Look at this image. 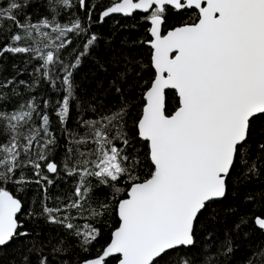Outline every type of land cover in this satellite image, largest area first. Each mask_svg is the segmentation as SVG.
Segmentation results:
<instances>
[{"label": "snow or ice", "instance_id": "6c2138e0", "mask_svg": "<svg viewBox=\"0 0 264 264\" xmlns=\"http://www.w3.org/2000/svg\"><path fill=\"white\" fill-rule=\"evenodd\" d=\"M113 14H138L150 56L97 60L110 77L106 98L82 96L75 72L102 44L93 26ZM5 54L35 61L31 83L0 80V253L15 242L9 264H55L47 245L68 250L67 238L33 235L22 217L64 229L88 253L79 264H222L241 233H264V192L243 197L258 212L223 205L264 175V0H0ZM65 177L75 186L53 197ZM33 186L40 195L30 201ZM221 212L238 216L222 239L206 227ZM109 218L115 226L97 247L94 222ZM246 264H264V245Z\"/></svg>", "mask_w": 264, "mask_h": 264}, {"label": "trees", "instance_id": "16d2710c", "mask_svg": "<svg viewBox=\"0 0 264 264\" xmlns=\"http://www.w3.org/2000/svg\"><path fill=\"white\" fill-rule=\"evenodd\" d=\"M95 2V0H93ZM107 3V0H104ZM36 11L42 12V9L38 5L35 6ZM28 11H33V8H29ZM75 11V9H73ZM82 14V13H81ZM179 18H170L169 23L175 24ZM67 21L65 16L64 22ZM147 25L143 21L139 20L138 14L133 17H124L122 15L113 14L109 18H106V22L103 24H96L93 26V30L98 32L102 38V44L97 49V52L93 56L85 58L82 65L75 72V79L79 84V93L82 96L92 97L96 96L98 99H105L104 90L108 87L109 74L101 71L97 65V60L100 62H106L107 59L112 57V52L120 53L123 52L125 55L131 54L139 57L143 61H147L150 56V48L141 41L150 39L149 34L146 31ZM111 46V50L110 47ZM28 56L26 54H19L13 56L12 54H5L3 58H0V80L4 78L16 77L17 80L23 79L31 83V73H33L32 63H26ZM20 70L18 72L17 70ZM111 71V70H110ZM47 89V85H42L41 88L37 89L36 93H29L24 86H18L17 90L21 92L24 96L30 94H40L42 91ZM139 97L140 93H136ZM112 102L115 103V97H112ZM142 101L136 99L133 104H141ZM172 107H175L176 98L175 94L171 93V98L169 101ZM139 111V109H137ZM75 116V113L73 114ZM135 117V112L133 113V118ZM55 123V118L53 117ZM74 126V125H73ZM57 158H60V154H57ZM75 186V183L69 180L67 177L63 179H57V186L50 190L53 197L59 195L63 197V194L71 192V189ZM237 194L233 198L230 194L228 200L223 202L224 206L232 205L238 206L241 213H248L249 211H259L260 205L255 207L252 204L245 205L243 197L246 192H252L259 197V194L264 192V175L252 176L249 179L243 180L241 185L236 190ZM39 193L36 191L35 187L29 189V200H38ZM98 195H103V193H98ZM30 205L26 204L27 209ZM51 206V202H50ZM86 215V214H85ZM24 219L25 227L33 234H40L42 238L48 239H59L67 238L69 240L68 250L62 254L51 253L52 245L48 244L45 251L54 257L55 264H77L80 260L87 258L88 253L82 252L77 244L72 241V238L66 237L65 230L58 225L46 223L44 219H29L27 217H22ZM238 216H225L223 212L220 213L218 219L212 223L206 225L208 230L214 231L215 234L221 239L224 237L225 233L229 232L233 224L237 221ZM88 220H78L77 223H87ZM95 226L100 227L102 230V236L99 238V243L97 247L103 246L105 242L109 239L112 227L115 226L112 219L107 220L101 219L100 221L94 222ZM247 231V229H245ZM234 252L229 257H221L222 264H246V260L251 254L253 248L256 245H264V233L259 231H253L250 235L245 238L241 233L235 239ZM15 242L13 245L7 249L4 253H0V260L3 264H9V255L11 254L12 248H15Z\"/></svg>", "mask_w": 264, "mask_h": 264}, {"label": "water", "instance_id": "95a60500", "mask_svg": "<svg viewBox=\"0 0 264 264\" xmlns=\"http://www.w3.org/2000/svg\"><path fill=\"white\" fill-rule=\"evenodd\" d=\"M118 15H122V14H118ZM123 16V15H122ZM125 17V16H124ZM77 264H79V263H77Z\"/></svg>", "mask_w": 264, "mask_h": 264}]
</instances>
